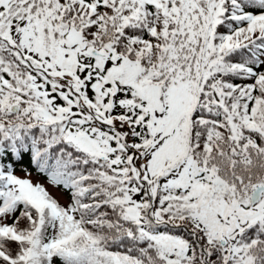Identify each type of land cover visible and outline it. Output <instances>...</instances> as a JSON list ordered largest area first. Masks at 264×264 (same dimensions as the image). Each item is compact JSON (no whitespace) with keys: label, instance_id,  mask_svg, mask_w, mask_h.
Masks as SVG:
<instances>
[{"label":"snow or ice","instance_id":"1","mask_svg":"<svg viewBox=\"0 0 264 264\" xmlns=\"http://www.w3.org/2000/svg\"><path fill=\"white\" fill-rule=\"evenodd\" d=\"M0 264H264V0H0Z\"/></svg>","mask_w":264,"mask_h":264}]
</instances>
